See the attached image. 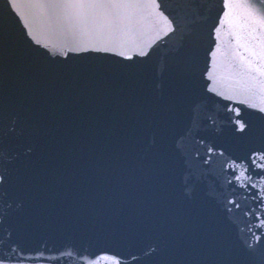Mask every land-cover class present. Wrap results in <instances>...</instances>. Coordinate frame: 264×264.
Returning a JSON list of instances; mask_svg holds the SVG:
<instances>
[{"label":"water","instance_id":"1","mask_svg":"<svg viewBox=\"0 0 264 264\" xmlns=\"http://www.w3.org/2000/svg\"><path fill=\"white\" fill-rule=\"evenodd\" d=\"M0 264H264V0H0Z\"/></svg>","mask_w":264,"mask_h":264}]
</instances>
